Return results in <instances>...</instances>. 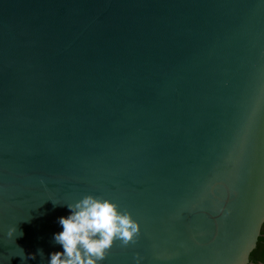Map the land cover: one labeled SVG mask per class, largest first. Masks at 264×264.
Instances as JSON below:
<instances>
[{"label":"water","instance_id":"95a60500","mask_svg":"<svg viewBox=\"0 0 264 264\" xmlns=\"http://www.w3.org/2000/svg\"><path fill=\"white\" fill-rule=\"evenodd\" d=\"M89 193L141 226L102 264L250 262L264 0H0V264H47Z\"/></svg>","mask_w":264,"mask_h":264},{"label":"clouds","instance_id":"9594fccd","mask_svg":"<svg viewBox=\"0 0 264 264\" xmlns=\"http://www.w3.org/2000/svg\"><path fill=\"white\" fill-rule=\"evenodd\" d=\"M53 202L66 205L70 211L57 218L61 230L53 233V241L62 250L51 252L47 264H102L116 240L128 244L140 233V223L132 213L111 198L89 193L74 201ZM14 233L22 235L16 226L8 232L9 236ZM17 249L23 258V249ZM29 256L34 258V254ZM142 259L137 253L134 264H142Z\"/></svg>","mask_w":264,"mask_h":264},{"label":"trees","instance_id":"16d2710c","mask_svg":"<svg viewBox=\"0 0 264 264\" xmlns=\"http://www.w3.org/2000/svg\"><path fill=\"white\" fill-rule=\"evenodd\" d=\"M248 264H264V224L262 226L257 246L251 252L250 262Z\"/></svg>","mask_w":264,"mask_h":264}]
</instances>
